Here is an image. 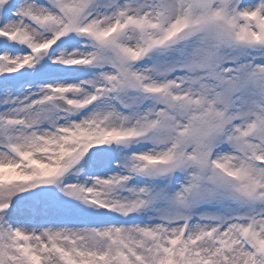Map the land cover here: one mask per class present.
<instances>
[{"label": "snow or ice", "instance_id": "6c2138e0", "mask_svg": "<svg viewBox=\"0 0 264 264\" xmlns=\"http://www.w3.org/2000/svg\"><path fill=\"white\" fill-rule=\"evenodd\" d=\"M0 264H264V0H0Z\"/></svg>", "mask_w": 264, "mask_h": 264}]
</instances>
